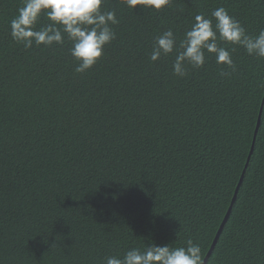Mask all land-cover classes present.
Here are the masks:
<instances>
[{
	"label": "trees",
	"instance_id": "16d2710c",
	"mask_svg": "<svg viewBox=\"0 0 264 264\" xmlns=\"http://www.w3.org/2000/svg\"><path fill=\"white\" fill-rule=\"evenodd\" d=\"M20 6L0 0V264H104L188 239L206 257L253 143L264 58L236 47L235 72L209 56L180 78L173 56L151 61L152 45L168 29L181 39L197 14L221 6L258 34L264 0H173L160 11L106 0L116 39L83 74L70 42L13 40ZM207 264H264V108Z\"/></svg>",
	"mask_w": 264,
	"mask_h": 264
},
{
	"label": "clouds",
	"instance_id": "9594fccd",
	"mask_svg": "<svg viewBox=\"0 0 264 264\" xmlns=\"http://www.w3.org/2000/svg\"><path fill=\"white\" fill-rule=\"evenodd\" d=\"M106 0H21L17 15L9 22L10 35L25 49L33 45L45 48L70 42L69 52L77 62L75 71L86 73L104 55L105 47L116 39L114 25L120 21L114 10H103ZM129 9L160 11L173 0H123ZM47 19L46 25L41 24ZM233 47H225L223 45ZM242 47L249 56L264 58V29L249 34L242 23L224 7L214 9L210 17L197 14L191 28L181 39L168 29L155 37L150 59L173 56L172 71L177 77L188 75L189 67L202 68L209 56L218 65L236 71L232 53ZM221 76L231 73L221 71ZM264 88V81L258 85ZM104 264H205L199 244L191 239L186 246L173 247L170 243L154 242L143 248L131 247L123 254L104 258Z\"/></svg>",
	"mask_w": 264,
	"mask_h": 264
},
{
	"label": "water",
	"instance_id": "95a60500",
	"mask_svg": "<svg viewBox=\"0 0 264 264\" xmlns=\"http://www.w3.org/2000/svg\"><path fill=\"white\" fill-rule=\"evenodd\" d=\"M263 108H264V98H263V101H262V106H261V109H260V113H259V117H258V121H257L256 129H255L254 139H253V143H252V146H251V149H250V153H249V155H248V158H247V161H246L245 167H244V169H243V172H242V174H241V177H240V179H239V182H238V184H237V186H236V189H235V192H234V195H233V198H232V202H231V204H230V206H229V208H228V211H227V213H226V215H225V217H224V220H223V222H222V224H221V226H220V228H219V231H218V233L216 234V237H215V239H214V242H213V244H212V246H211V248H210L208 254H207L206 257H205V264H207V261H208L210 255L212 254V252H213V250H214V248H215V246H216V243H217V241H218V239H219V237H220V234H221V232H222V230H223V228H224V225H225V223L227 222V220H228V218H229V216H230V214H231V212H232L233 206H234V204H235V202H236V199H237V196H238L239 189H240V187H241V185H242V183H243V180H244V177H245V173H246L247 168H248V166H249V164H250V160H251V158H252V155H253V152H254V149H255V143H256V139H257V134H258L259 128H260V126H261V122H262Z\"/></svg>",
	"mask_w": 264,
	"mask_h": 264
}]
</instances>
